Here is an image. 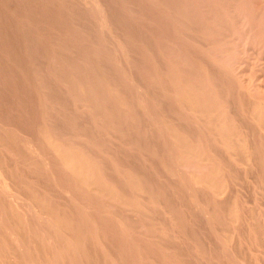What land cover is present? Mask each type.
I'll return each instance as SVG.
<instances>
[{"label":"rangeland","instance_id":"374dc122","mask_svg":"<svg viewBox=\"0 0 264 264\" xmlns=\"http://www.w3.org/2000/svg\"><path fill=\"white\" fill-rule=\"evenodd\" d=\"M18 1L19 0H0V13H1L0 40H4L3 42L2 41L0 42V48L3 47V49L2 48L0 49V60H1L0 62H2L0 63L2 64L0 65V140L2 139L3 142L4 141L6 142L3 143L2 141H0L1 143L0 162H2L0 163V168H1L0 172H2L0 173L1 174L0 175V180H1L0 181V189H1L0 190V195H1L0 196V248H1L0 264L13 263L11 261H14V264H34L35 261H37V263L35 264H38V260H40L39 263L47 262L48 264L49 262L54 264V260L49 252L50 250L49 245L51 244L49 243L50 242L49 240L52 237L50 234L52 233L53 235H55L52 231L49 230L51 226L48 228L49 225L48 224H47L48 226L46 225L48 229L45 230L46 231L45 233V231L43 230V228L45 227L41 228V226L43 225L39 222V220H38L39 225L40 224L41 225L38 226V222L36 221L37 227H33L36 226V224L33 223L35 220L34 218H32V216H31L32 220H29L31 219L29 218L30 215L33 214L30 213L32 211L30 208L29 209L31 211L27 209L29 210L28 212L24 208L26 213L23 210L18 211L21 209L19 206L18 207L20 209L18 208V210H14L15 208H17L18 203L16 202L17 199L14 196V192L12 190L13 188L16 191L18 190L20 193L21 190H23V193H21L22 197L24 196L23 194L25 193L26 196L27 195L29 196L30 199L25 198L26 201L28 202V207H30L31 204L33 205V203H31L32 202L31 200H33V202L37 204L40 202L41 204L39 203L38 205H40L39 207L43 208L44 211L48 212L47 216H45V214L44 216L49 217L50 222H55L53 221V219H51L53 215H55V218L57 217L58 221H60V218L58 216H61V222L64 226L63 229L64 230L67 229L66 230L67 233L72 232L76 237H78L77 240L79 241L80 246L82 247L81 254L84 252V254H82L83 257L80 258L81 254L79 256L81 262H84L82 261V259L85 257L87 259L86 261L90 262L91 264H97V263L98 264H110V263L112 264H120V263L121 264H143V263L144 264H264V19H263L264 0H245V1L244 0H198V1L178 0V2L177 0L176 1L154 0V2L150 0L151 3L149 2V0H147V2L146 0H134L136 3L138 1L139 3H141V4L137 3L138 6L135 2L134 3L132 2L133 0H128V1L113 0L114 2L116 1L117 4L119 3L118 5H121L122 7L116 5V2L113 3L112 0L109 1L101 0V2H99L100 0H81L82 2L80 0H23V1L20 0L19 2ZM120 1L121 3L122 2L123 3L121 4ZM109 3L112 4L110 5ZM166 3L168 4L167 6L168 8L172 7L169 8L170 10L167 7H163V5L166 6ZM123 4L125 5V7ZM169 4L172 5L170 6ZM81 5L83 6V8L81 7ZM104 5L106 6L105 7L106 9L103 10ZM12 7L13 9H11ZM126 7L128 10L126 9ZM8 8H10L11 10H9ZM70 8H72L73 11ZM110 9H112V11ZM122 10L125 11L123 12ZM146 11L147 14L145 13ZM77 13L81 15L83 14L84 16L82 15L79 18ZM150 17L153 18L151 19ZM119 19L120 20L123 19V21L122 20L119 21ZM16 20H18L20 23ZM143 24H145L146 26ZM25 26L26 28L27 27L29 28L26 29ZM117 26L121 29L119 30ZM85 27H87V29ZM140 27H142L141 30ZM147 27L148 28L153 27V28L148 29ZM18 29L20 30L18 31ZM91 30H94L95 32ZM104 30L107 33H105ZM93 35L95 36L96 39L94 38ZM104 35L106 36L109 35L108 36L109 38L103 37ZM122 35H124L125 37L127 35L129 36L134 35L136 37L137 47L135 46L136 51L133 50V54L132 52L128 53L126 51L125 46H127L128 43L124 39L121 40V38H123ZM152 35L154 37H152ZM120 36L121 38H119ZM16 37L18 39H15ZM8 38L11 39V41H8L9 40ZM56 38H58L57 39L58 41L56 40ZM52 39L53 41H51ZM54 40H56V42ZM15 41L17 44L15 43ZM22 41L24 42V44H22L23 43ZM65 43L66 44L68 43V45H66ZM105 45L107 46L105 47ZM182 45L183 46L185 45L184 46L185 48L182 47ZM70 47L74 48L75 50L72 48L70 49ZM63 48H65V50H63ZM46 49L47 51H45ZM19 50L21 52L20 54H19ZM45 53L47 54L46 57H45L46 55ZM137 53L139 56L137 55ZM22 54L26 56L24 57ZM65 54H69V55H65ZM77 54L78 56L81 55L83 57L80 56L79 57L80 59H78ZM94 54H96L97 56L99 54V56L97 57ZM92 55L94 56L93 58ZM142 56L144 59H142ZM47 57L48 60L45 59ZM133 57L134 59H136L135 61L137 62L134 61ZM13 59L15 60V62L13 61ZM84 59L85 60L88 59L89 63L91 64H92L91 61H93V64L95 63L96 64L87 65L88 61L84 62L85 61ZM65 60H68V62L71 61V63H68ZM96 60L101 62L102 66L100 63H97L98 61ZM7 62L8 64H6ZM43 62H47V63H43ZM106 62L107 65L105 64ZM123 64L126 65L129 64L130 66L133 67L132 68L133 70H136V67L138 69V66L140 68L145 67L146 73L141 74V76L137 75L142 79V81L140 80V82H137V79L134 76L133 78L136 81H133L134 79L132 80L128 79L126 76L128 77L131 76L132 78V73L131 71L125 68V65H124V73H123ZM19 66H21L22 68ZM149 66H152V68H150ZM148 67L151 69L150 72H148V70H150L148 69ZM173 70H174L173 73H175V75L178 76L186 75V77H188L189 79L188 81L191 85V88L190 89L188 88L187 91L190 94L189 99L190 100L193 99L192 103H194L191 104L192 109L189 112L185 110H183L184 112L182 110H179L180 108L176 103L167 102L169 101L168 99V97L170 96L169 93H171L169 87V81H170L169 77L172 74ZM114 71L116 75L113 74ZM100 72L103 73L100 74ZM141 73H144V71ZM179 73H181L182 75ZM51 76L53 79L51 78ZM149 77L151 78L154 77V78H152L153 79L152 80ZM86 81L89 82V85L88 83H86ZM117 81L119 82L117 83ZM26 83L28 86L25 85ZM108 83H110V85ZM145 84L154 85L157 88V89L154 88V90H158V88L160 90V91L158 90L157 93L156 91H154L155 97L153 98H151L152 96L150 97L152 102L155 103L156 114L152 112L153 116L155 117V121H157L158 123L160 122V124L162 125L164 124L167 125V123L168 124L172 123L173 125L172 124L171 125L173 127L170 128L171 125H169V128L171 130H173L174 128V133L176 134V136L178 134L183 136L186 135L188 145L191 146L192 149H194L195 156L187 157V155L183 154V150L176 148L175 145L171 144L170 142H169L170 144L165 143L163 138L159 136L160 134L158 132L157 134L155 130H153L152 126L154 125V123H151L150 119L148 118V115H146V113L143 112L144 111L143 107L147 108L145 104L146 92L142 88L140 89L141 91L138 90L141 87V85H145ZM97 85L99 87H97ZM124 85L125 88L126 87L128 88L126 91L125 88L123 87ZM131 85L133 86L135 85L136 90H135V86L133 89ZM88 86L91 89V91L88 88ZM120 86H122L123 88L122 87L120 88ZM100 87H102V89ZM112 87H114L115 90ZM85 89H87V91ZM120 89L122 91H120ZM163 89H165L166 91ZM131 90L135 92L133 91L131 92ZM36 91H38L39 96H37ZM195 91L198 92L196 93ZM100 92L101 93L104 92L105 94L106 93L107 94L106 95L104 93L101 94ZM123 92L125 93L127 92V93L126 94L124 93L125 94L124 95ZM128 92L132 95L131 97L132 99L130 97L128 98L129 96ZM74 93L78 96H76ZM135 93L137 95H135ZM162 93L164 96L162 95ZM93 94L95 95V97ZM134 95L135 98H133ZM24 99L25 101H23ZM91 100L92 101L96 100V103L95 101L92 102ZM158 100L160 101V103L158 102ZM88 101L90 102L88 103ZM91 103L94 105H92ZM133 103L135 104L133 105ZM139 103L141 107L139 106ZM169 104H171L170 107ZM24 106L26 109L23 108ZM37 106L40 107L41 110H39ZM13 107H15V109ZM87 107L89 108L86 109ZM46 108L47 111L44 112V109L46 110ZM94 108H96V110ZM199 108L202 109L200 110ZM89 110L91 111L89 112ZM202 110L203 113L205 112L207 114L201 113ZM100 111L103 113H101ZM137 111H139L138 112L139 114L137 113ZM199 113L203 115L199 117L200 115ZM161 115L164 117L163 118L164 120L161 118L162 117ZM40 116L43 117L41 118ZM92 116L94 118H92ZM140 116L144 118L142 119L140 118ZM66 118L69 119L67 120ZM103 118L106 119L103 120ZM193 119L195 122L193 121ZM42 120L43 122H41ZM190 120L192 121L190 122ZM57 121L60 122L61 124L57 123ZM91 121L95 125L92 124ZM89 123L92 125H90ZM27 124L30 125L31 127L30 126L28 127ZM31 124H34L33 126L34 131L32 130ZM160 124L159 125L157 124V126L159 127ZM259 125L261 126L259 127ZM23 126L26 127L23 128ZM38 126H40L41 128L39 127L38 129ZM223 130L224 131L226 130L225 131L226 133ZM189 131H191V133ZM65 132L68 135L67 134L63 135L65 134ZM97 132L100 134H98ZM154 132L156 134L153 135L152 133ZM28 133L31 136L28 135ZM80 133H82L83 135H81ZM6 134L8 135L6 136ZM217 134H219V136H217ZM59 135L62 138H60ZM104 135L107 139H105V137L102 138V136ZM7 137L9 142L7 140ZM9 138L10 139L12 138L13 140L12 139L10 140ZM234 138H236L237 140ZM193 139L195 142L192 141ZM85 141L86 143L84 144ZM136 141L137 143H135ZM148 142L150 143L152 142L151 144H153V146L150 145V143ZM190 142L192 143L191 145ZM80 143L85 146L89 145V147L87 148L90 149L87 150L86 148L84 149L79 147L81 145ZM194 143L198 145V147ZM46 144L47 146H45ZM61 144L64 146L66 145L65 149L64 146H62ZM7 145L12 147L8 148ZM13 148L16 149L14 150ZM62 149L63 151H67L65 153H67L66 157H70L69 160L75 162L80 160L79 163H82L83 161V163H85L86 165L89 164L88 165L89 169H87L88 167L86 168L85 167L86 165H84L83 172H87V171L88 172L82 176L89 175L90 173H92L94 180H96V182L99 183L98 185L101 189L100 191L94 190L95 187L89 185L85 187L86 184H84L83 186L85 187V189L83 188L84 191L81 189L83 183L81 179H79V177L82 176H76L72 172L70 173L71 170L68 169V167L64 164V159L66 157L64 152L61 151ZM120 149L121 152H119ZM116 150L117 152H115ZM58 151L60 155L62 154L61 157L64 155L65 158L59 157ZM18 152L19 154L17 155ZM28 152L30 153L28 154ZM76 152H78V154ZM177 152L181 153V160L182 163L185 165H183L181 162L178 163L173 159V156H175ZM122 153L125 155H123ZM24 154L27 155L25 156ZM82 154H84L85 156L84 160L81 156ZM7 155L10 157H8ZM134 155L137 157H135ZM104 158L106 159V161H104L105 160ZM107 159H109V161ZM170 160L174 161L175 163L171 162ZM51 161L53 165L51 164ZM84 161H86L88 164ZM49 164L51 165V167ZM168 164L170 165L172 164V165L169 167ZM167 166L169 167L170 171L167 168ZM35 167L36 169H34ZM55 167L57 168L55 169ZM108 167L110 169L112 168L111 171L110 169H108ZM29 168L31 170H28ZM58 168L60 169L58 170ZM162 168H164L165 170ZM37 169L38 171H36ZM167 170L170 172V174ZM5 173L7 174V176L5 175ZM93 173L95 174L97 173L96 176ZM134 173L137 174L139 177L137 178V175H135ZM172 173L173 175L176 174L174 177L175 180L172 177L168 178V176H173ZM3 174L5 175V177ZM55 174H57V176ZM128 174L131 175V179H129L130 177H128L129 176ZM132 174L134 177L132 176ZM13 175L15 177H13ZM71 175L73 178L71 177ZM201 175L202 176L204 175V177L206 176L208 180L209 178H211L210 180L211 183L209 182V184H206V186L204 185L202 186L201 184L196 183L195 179L197 177L198 178L202 177ZM136 179H138L139 182ZM13 180L14 183L12 182ZM56 180L57 182H55ZM78 180L80 181L78 182ZM194 180L195 183L193 182ZM212 180H214V182ZM118 181L120 182V184ZM216 181L217 183H215ZM80 182L82 184H80ZM145 182L147 183V186ZM18 183H20L21 186ZM24 184H26V186ZM75 185H76L75 188L78 190L76 194L80 193L82 196H86V195H88L89 197L91 196V198H86V199L83 197L78 198L77 199L78 201L79 199L80 201L93 199L98 205H100L99 208H101L104 211V213H100V212L98 213V210L95 211L94 209L96 214L95 215L94 212L92 214L91 211L87 212L88 210L86 212L80 211V209H77L76 207H75L76 211H74L75 205L70 204L68 199L69 193L67 191L74 190ZM102 185H105V188L110 190L109 191L106 190ZM131 185L132 187H130ZM22 186L25 189L22 188ZM61 186H64L65 188ZM134 186L137 187L135 188ZM2 188L4 191L2 190ZM196 188L199 193L197 192ZM79 189L81 190L79 191ZM64 190L67 191L64 192ZM111 190H114V192ZM115 190L117 191L115 192ZM107 192L109 195L107 194ZM143 193L145 194V196ZM186 193L188 194L190 193L189 194L190 196L186 195ZM112 196H116V197H112ZM77 197L79 196L77 195ZM144 197L147 198L145 199ZM205 197L207 198L205 199ZM3 198H5L7 201ZM160 199H161L160 202L163 201L162 202L163 204L157 202ZM22 201H20V204L21 203L24 204L25 200ZM120 201L122 202V204ZM133 201L135 204L133 203ZM27 202L26 204H24L25 206L22 205V207L24 206L27 208ZM123 202H126L125 205L128 204L129 207L123 205L124 204ZM9 203H11L10 206ZM133 204L138 208L134 207ZM77 205L78 202L76 201V206ZM121 206L123 209H121ZM6 208L8 209L7 212L11 211L9 212V215L10 213L11 215L13 212L15 213V214L13 213L14 215H12L13 218L12 216L7 215L9 216L11 221L6 220V218H8L5 216L6 215L5 210H7ZM125 209L126 211H124ZM27 213L29 214V216L27 215ZM50 214H52L51 217L49 216ZM88 214H90V216ZM19 215H21L20 218ZM84 216L85 217L88 216V217L85 218ZM82 219L85 221H82ZM20 220L23 221L21 222ZM30 221H32V223H30ZM92 223L95 225L96 223H102L105 226L106 239L108 243H110L113 249L111 250V252L116 251L115 253L114 252L109 253L107 249H104L102 247V243H101L103 242L102 238L98 234L99 231H96V228L94 230V228L90 226L92 225ZM73 227H75L76 229ZM52 229L54 228L52 227ZM41 230H43L44 232ZM48 230L49 233L51 232L50 234L47 233ZM1 232L4 233V235H2ZM17 232L19 233V235L17 234ZM67 233L63 235L68 236ZM36 234H38V236H36ZM40 234L42 236H40ZM108 234H111L109 235V238H107ZM28 236H31L33 238L29 237L30 238L29 239ZM47 236L49 237L51 236L50 239L49 237L47 239ZM53 237L56 238V236ZM163 238H166L165 239L166 241ZM17 239L21 241L23 240L22 243L25 242L23 243V248L26 247L25 248L26 250L23 248H22L23 250L22 249L17 250V247L20 246L19 240ZM66 240L67 239L64 236H61V241H60L62 242L61 247L62 246L67 247V244L71 242V240L70 242ZM113 240H115V242ZM39 241L43 244L40 243L41 244L40 245ZM36 243H38L37 244L38 246L36 245ZM169 244L172 246L170 247ZM27 245L30 246L31 248H29ZM37 247H39L40 249ZM142 248L143 250L145 249L144 250L145 252L142 250ZM97 250H99L100 252ZM121 257L124 258L122 259ZM69 259H68L69 263L74 264L73 260L71 259L69 260ZM80 260L76 259L77 261L76 264H80L81 263ZM64 262L65 264H67V260ZM85 262L83 264H89Z\"/></svg>","mask_w":264,"mask_h":264},{"label":"bare ground","instance_id":"6f19581e","mask_svg":"<svg viewBox=\"0 0 264 264\" xmlns=\"http://www.w3.org/2000/svg\"><path fill=\"white\" fill-rule=\"evenodd\" d=\"M20 1V0H19ZM18 1V2H19ZM23 1V0H22ZM81 1V0H80ZM102 1H104V0H102ZM107 1H109V0H107ZM113 1V0H112ZM128 1V0H127ZM151 1H153L154 2V0H151ZM160 1V0H159ZM158 1V2H159ZM176 1V0H175ZM182 1V0H181ZM185 1V0H184ZM198 1V0H197ZM245 1V0H244ZM42 2V1H41ZM82 2V1H81ZM95 2V1H94ZM99 2H101V0L99 1ZM116 2V1H115ZM114 1H113V3H115ZM133 3L135 2L134 0L132 1ZM146 2H147V0H146ZM149 2H150V0H149ZM152 2V3H153ZM157 2V1H156ZM155 2V3H156ZM163 2H165V1H163ZM171 2V1H170ZM177 2H178V0H177ZM37 3V2H36ZM103 3H105V2H103ZM102 3V4H103ZM120 3H121V1H120ZM123 3V2H122ZM121 3V4H122ZM136 3V2H135ZM137 3H139V1L137 2ZM136 3V4H137ZM143 3V2H142ZM151 3V2H150ZM186 3V2H185ZM194 3V2H193ZM7 4V3H6ZM108 4V3H107ZM110 5L112 4V3H109ZM119 4V3H118ZM117 4V2H116V5H118ZM136 4H134V5H136ZM139 4H141V3H139ZM178 4V3H177ZM182 4V3H181ZM184 4V3H183ZM4 5V4H3ZM8 5V4H7ZM23 5V4H22ZM88 5V4H87ZM114 5V4H113ZM124 5V4H123ZM129 5V4H128ZM159 5V4H158ZM170 5V4H169ZM172 5V4H171ZM170 5V6H171ZM190 5V4H189ZM6 6V5H5ZM4 6V7H5ZM12 6V5H11ZM14 6V5H13ZM16 6V5H15ZM93 6V5H92ZM101 6V5H100ZM99 6V7H100ZM119 7L121 6V5H118ZM137 6H138V4H137ZM168 6V4L166 3V6H164L163 5V7H167ZM184 6H186V5H184ZM227 6V5H226ZM253 6V5H252ZM7 7V6H6ZM22 7V6H21ZM81 7L83 8V6L81 5ZM106 6L104 5V8H103V10L104 9H106L105 8ZM108 7V6H107ZM122 7V6H121ZM124 7H125V5H124ZM256 7V6H255ZM3 8V7H2ZM80 8V7H79ZM89 8V7H88ZM115 8V7H114ZM133 8V7H132ZM139 8V7H138ZM168 8V7H167ZM169 8H172V7H169ZM168 8V9H169ZM175 8V7H174ZM9 10H11V9H13V7L10 9V8H8ZM71 10H72V8H70ZM75 9V8H74ZM108 9V8H107ZM117 9H118V7H117ZM121 9V8H120ZM125 9V8H124ZM126 9H127V7H126ZM125 9V10H126ZM27 10V9H26ZM33 10V9H32ZM57 10H59V9H57ZM77 10V9H76ZM76 10H75V12H76ZM111 11H112V9H110ZM114 10V9H113ZM124 10V11H125ZM128 10V9H127ZM126 10V11H127ZM130 10V9H129ZM147 10V9H146ZM170 10V9H169ZM172 10V9H171ZM6 11V10H5ZM25 11V10H24ZM73 11V10H72ZM118 11H120V10H118ZM118 11H116V12H118ZM123 11V10H122ZM123 11V12H124ZM133 11H135V10H133ZM142 11H144V10H142ZM142 11H140V12H142ZM7 12V11H6ZM55 12V11H54ZM98 12V11H97ZM173 12V11H172ZM201 12V11H200ZM25 13V12H24ZM66 13H67V11H66ZM104 13V12H103ZM106 13H108V12H106ZM146 14H147V11L145 12ZM1 14V13H0ZM78 14V13H77ZM76 14V15H77ZM140 14V13H139ZM154 14V13H153ZM239 14V13H238ZM15 15H16V13H15ZM23 15V14H22ZM59 15V14H58ZM80 15V16H79ZM83 15V14H82ZM81 14H78V17L80 18L81 16H82ZM104 15V14H103ZM231 15V14H230ZM24 16V15H23ZM84 16V15H83ZM91 16H93V15H91ZM150 16H152V15H150ZM233 16V15H232ZM11 17V16H10ZM22 17V16H21ZM63 17V16H62ZM65 17V16H64ZM88 17V16H87ZM156 17V16H155ZM165 17V16H164ZM184 17V16H183ZM190 17V16H189ZM15 18V17H14ZM23 18V17H22ZM66 18V17H65ZM89 18V17H88ZM92 18V17H91ZM149 18V17H148ZM151 18V17H150ZM153 18V17H152ZM151 18V19H152ZM232 18V17H231ZM2 19V18H1ZM16 19V18H15ZM47 19V18H46ZM77 19V18H76ZM85 19V18H84ZM109 19V18H108ZM129 19V18H128ZM166 19V18H165ZM189 19V18H188ZM264 19V18H263ZM65 20V19H64ZM68 20H69V18H68ZM83 20V19H82ZM93 20V19H92ZM101 20V19H100ZM117 20V19H116ZM122 21H123V19H121ZM120 19H119V21H121ZM131 20V19H130ZM148 20V19H147ZM163 20H164V18H163ZM1 21V20H0ZM8 21V20H7ZM9 21H10V18H9ZM14 21V20H13ZM16 21H18V20H16ZM48 21V20H47ZM79 21H81V20H79ZM89 21H90V19H89ZM97 21V20H96ZM106 21V20H105ZM115 21V20H114ZM153 21V20H152ZM158 21V20H157ZM168 21V20H167ZM15 22V21H14ZM19 22V21H18ZM27 22V21H26ZM29 22V21H28ZM102 22V21H101ZM130 22V21H129ZM138 22V21H137ZM146 22V21H145ZM154 22V21H153ZM159 22V21H158ZM170 22V21H169ZM174 22V21H173ZM256 22V21H255ZM12 23V22H11ZM20 23V22H19ZM18 23V24H19ZM24 23H25V21H24ZM40 23V22H39ZM67 23V22H66ZM69 23V22H68ZM80 23V22H79ZM84 23V22H83ZM94 23V22H93ZM106 23V22H105ZM111 23V22H110ZM120 23V22H119ZM123 23V22H122ZM142 23V22H141ZM148 23H150V22H148ZM152 23V22H151ZM155 23V22H154ZM153 23V24H154ZM17 24V23H16ZM28 24V23H27ZM43 24V23H42ZM59 24V23H58ZM65 24V23H64ZM82 24V23H81ZM92 24V23H91ZM95 24V23H94ZM99 24V23H98ZM102 24V23H101ZM104 24V23H103ZM112 24V23H111ZM118 24V23H117ZM124 24V23H123ZM145 24H147V23H145ZM145 24H143V25H145ZM200 24V23H199ZM44 25V24H43ZM72 25V24H71ZM88 25V24H87ZM96 25V24H95ZM94 25V26H95ZM107 25V24H106ZM110 25V24H109ZM113 25V24H112ZM115 25V24H114ZM122 25V24H121ZM125 25H127V24H125ZM132 25V24H131ZM130 25V26H131ZM141 25V24H140ZM142 25V26H143ZM158 25V24H157ZM161 25H163V24H161ZM242 25V24H241ZM263 25V24H262ZM13 26V25H12ZM28 26V25H27ZM31 26V25H30ZM42 26V25H41ZM45 26V25H44ZM51 26V25H50ZM76 26H78V25H76ZM85 26V25H84ZM92 26V25H91ZM119 26V25H118ZM117 26V27H118ZM146 26V25H145ZM151 26H153V25H151ZM177 26V25H176ZM255 26V25H254ZM71 27V26H70ZM182 27V26H181ZM209 27V26H208ZM208 27H207V29H208ZM17 28V27H16ZM25 28H26V26H25ZM27 28H29V27H27ZM26 28V29H27ZM43 28V27H42ZM86 29H87V27H85ZM84 28V29H85ZM95 28V27H94ZM119 28V27H118ZM127 28V27H126ZM141 28L142 27H140V30H141ZM148 28V27H147ZM150 28H153V27H150ZM150 28H148V29H150ZM161 28V27H160ZM166 28V27H165ZM177 28V27H176ZM13 29V28H12ZM34 29V28H33ZM59 29V28H58ZM65 29V28H64ZM90 29V28H89ZM121 28H119V30H120ZM135 29V28H134ZM137 29V28H136ZM139 29V28H138ZM159 29V28H158ZM168 29V28H167ZM17 30V29H16ZM15 30V31H16ZM20 29H18V31H19ZM35 30V29H34ZM57 30V29H56ZM61 30V29H60ZM74 30V29H73ZM122 30H123V28H122ZM140 30H139V32H140ZM145 30V29H144ZM147 30V29H146ZM163 30V29H162ZM10 31V30H9ZM46 31H49V30H46ZM87 31V30H86ZM91 31H94V30H91ZM90 31V32H91ZM98 31V30H97ZM136 31V30H135ZM143 31V30H142ZM141 31V32H142ZM148 31V30H147ZM152 31V30H151ZM150 31V32H151ZM160 31V30H159ZM38 32V31H37ZM41 32V31H40ZM53 32V31H52ZM60 32V31H59ZM75 32V31H74ZM88 32H89V30H88ZM95 32V31H94ZM94 32H93V34H94ZM104 32L105 33H107L105 30H104ZM122 32V31H121ZM164 32V31H163ZM187 32V31H186ZM248 32H250V31H248ZM29 33V32H28ZM43 33V32H42ZM49 33V32H48ZM61 33H63V32H61ZM60 33V34H61ZM153 33V32H152ZM14 34V33H13ZM75 34V33H74ZM112 34V33H111ZM117 34V33H116ZM144 34H145V32H144ZM180 34V33H179ZM6 35V34H5ZM24 35H26V34H24ZM29 35V34H28ZM38 35V34H37ZM107 35V34H106ZM106 35H104L103 37H108V36H106ZM115 35V34H114ZM137 35H138V33H137ZM10 36V35H9ZM17 36V35H16ZM45 36V35H44ZM51 36V35H50ZM94 36V35H93ZM144 36V35H143ZM149 36V35H148ZM5 37V36H4ZM27 37V36H26ZM39 37V36H38ZM58 37V36H57ZM92 37V36H91ZM97 37V36H96ZM99 37V36H98ZM122 37L123 38H121V36L119 37V38H121V40H126L127 41V46H125V49H126V51L129 53V52H132V54H133V50H135V46L137 47V39H136V37L134 36V35H131V36H129V35H127L126 37L124 36V35H122ZM152 37H154L153 35H152ZM165 37V36H164ZM177 37V36H176ZM246 37V36H245ZM11 38V37H10ZM30 38V37H29ZM44 38V37H43ZM47 38V37H46ZM59 38V37H58ZM58 38H56V40L58 39ZM94 38H95V36H94ZM109 38V37H108ZM112 38V37H111ZM110 38V39H111ZM159 38V37H158ZM181 38V37H180ZM249 38V37H248ZM1 39H2V37H1ZM5 39V38H4ZM9 39V38H8ZM7 39V40H8ZM15 39H18L17 37L15 38ZM41 39V38H40ZM55 39V38H54ZM62 39V38H61ZM81 39V38H80ZM96 39V38H95ZM144 39H146V38H144ZM247 39V38H246ZM257 39V38H256ZM13 40V39H12ZM56 40H54L55 42H56ZM113 40V39H112ZM151 40V39H150ZM164 40V39H163ZM166 40V39H165ZM218 40V39H217ZM3 42L4 40H0V42ZM8 41H11V39H9ZM43 41H45V40H43ZM51 41H53V39L51 40ZM58 41V40H57ZM65 41V40H64ZM101 41V40H100ZM102 41H105V40H102ZM148 41V40H147ZM153 41V40H152ZM202 41V40H201ZM19 42H20V40H19ZM23 42V41H22ZM41 42V41H40ZM50 42V41H49ZM84 42H86V41H84ZM110 42V41H109ZM150 42V41H149ZM8 43H10V42H8ZM7 43V44H8ZM15 43H16V41H15ZM57 43H59V42H57ZM63 43V42H62ZM121 43V42H120ZM142 43H144V42H142ZM151 43V42H150ZM182 43V42H181ZM2 44V43H1ZM17 44V43H16ZM22 44H24V42L22 43ZM26 44V43H25ZM64 44V43H63ZM66 44V43H65ZM96 44V43H95ZM111 44V43H110ZM109 44V45H110ZM11 45V44H10ZM15 45V44H14ZM13 45V46H14ZM27 45V44H26ZM61 45V44H60ZM66 45H68V43L66 44ZM73 45V44H72ZM75 45V44H74ZM116 45V44H115ZM114 45V46H115ZM138 45H140V44H138ZM153 45V44H152ZM21 46V45H20ZM70 46V45H69ZM78 46V45H77ZM87 46V45H86ZM107 45H105V47H106ZM114 46H113V48H114ZM146 46V45H145ZM148 46V45H147ZM185 46V45H184ZM183 45H182V47H184ZM12 47V46H11ZM73 47V46H72ZM72 47H70V49L72 48ZM81 47V46H80ZM94 47V46H93ZM112 47V46H111ZM121 47V46H120ZM149 47V46H148ZM153 47V46H152ZM2 49H3V47H1ZM0 48V49H1ZM21 48V47H20ZM56 48V47H55ZM77 48V47H76ZM82 48V47H81ZM185 48V47H184ZM15 49V48H14ZM44 49V48H43ZM68 49H69V47H68ZM72 49H74V48H72ZM87 49V48H86ZM154 49V48H153ZM189 49V48H188ZM208 49V48H207ZM29 50V49H28ZM41 50V49H40ZM49 50V49H48ZM54 50V49H53ZM63 50H65V48H63ZM75 50V49H74ZM77 50V49H76ZM92 50V49H91ZM95 50V49H94ZM260 50V49H259ZM24 51V50H23ZM42 51V50H41ZM45 51H47V49L45 50ZM50 51V50H49ZM70 51V50H69ZM73 51V50H72ZM97 51V50H96ZM110 51H111V49H110ZM114 51V50H113ZM136 51V50H135ZM139 51V50H138ZM153 51V50H152ZM185 51V50H184ZM8 52V51H7ZM40 52V51H39ZM43 52V51H42ZM77 52H79V51H77ZM108 52V51H107ZM178 52V51H177ZM9 53V52H8ZM21 52H20V50H19V54H20ZM47 53V52H46ZM45 53V54H46ZM65 53H66V51H65ZM67 53H68V51H67ZM74 53V52H73ZM113 53V52H112ZM144 53V52H143ZM180 53V52H179ZM235 53V52H234ZM11 54V53H10ZM24 54H26V53H24ZM29 54V53H28ZM36 54V53H35ZM48 54V53H47ZM47 54L45 55V57L47 56ZM51 54V53H50ZM49 54V55H50ZM53 54V53H52ZM80 54V53H79ZM93 54V53H92ZM121 54V53H120ZM145 54V53H144ZM147 54V53H146ZM213 54V53H212ZM14 55V54H13ZM23 55V54H22ZM54 55V54H53ZM52 55V56H53ZM65 55H69V54H65ZM73 55V54H72ZM94 55H96V54H94ZM104 55V54H103ZM107 55V54H106ZM123 55V54H122ZM137 55H138V53H137ZM141 55V54H140ZM170 55V54H169ZM173 55H175V54H173ZM4 56V55H3ZM2 56V57H3ZM24 56V55H23ZM26 56V55H25ZM24 56V57H25ZM52 56H51V58H52ZM77 56H78V54H77ZM81 56V55H80ZM80 56H78L77 58L78 59H80L79 57ZM97 56V55H96ZM98 56H99V54H98ZM97 56V57H98ZM130 56H131V54H130ZM139 56V55H138ZM137 56V57H138ZM23 57V58H24ZM57 57V56H56ZM81 57H83V56H81ZM86 57V56H85ZM90 57H91V55H90ZM94 56L92 55V58H93ZM89 58V57H88ZM102 58V57H101ZM110 58V57H109ZM131 58V57H130ZM208 58V57H207ZM21 59H22V57H21ZM35 59V58H34ZM45 59H47L48 60V57L47 58H45ZM61 59H63V58H61ZM73 59V58H72ZM94 59H96V58H94ZM98 59V58H97ZM132 59V58H131ZM133 59H134V57H133ZM142 59H144L143 58V56H142ZM220 59V58H219ZM2 60H3V58H2ZM12 60V59H11ZM25 60V59H24ZM59 60V59H58ZM68 60H69V58H68ZM68 60H65V61H67L68 62ZM85 60V59H84ZM93 60V59H92ZM99 60V59H98ZM98 60H96V61H98ZM120 60V59H119ZM136 59H134V61H135ZM140 60V59H139ZM1 61V60H0ZM13 61L15 62V60L13 59ZM18 61V60H17ZM43 61V60H42ZM86 61H88L87 62V65L89 64V65H95V64H93V61H91L92 62V64L91 63H89V60L88 59H86L84 62H86ZM102 61V60H101ZM130 61V60H129ZM145 61V60H144ZM158 61V60H157ZM263 61V60H262ZM50 62V61H49ZM48 62V63H49ZM59 62V61H58ZM61 62V61H60ZM80 62V61H79ZM125 62V61H124ZM124 62H122V63H124ZM133 62V61H132ZM135 62H137V61H135ZM139 62V61H138ZM141 62H143V61H141ZM159 62V61H158ZM207 62V61H206ZM0 63H2V62H0ZM43 63H47V62H43ZM68 63H71V61L70 62H68ZM97 63H100L101 64V62H97ZM122 63H121V65H122ZM126 63V62H125ZM6 64H8V62L6 63ZM13 64V63H12ZM17 64V63H16ZM50 64V63H49ZM52 64V63H51ZM60 64V63H59ZM74 64V63H73ZM76 64V63H75ZM82 64V63H81ZM85 64V63H84ZM99 64V65H100ZM106 65H107V62L105 63ZM163 64V63H162ZM242 64V63H241ZM0 65H2V64H0ZM14 65V64H13ZM18 65H20V64H18ZM22 65V64H21ZM41 65H42V63H41ZM40 65V66H41ZM62 65V64H61ZM70 65V64H69ZM104 65V64H103ZM108 65H109V63H108ZM120 65V66H121ZM124 65H125V68L126 69H128L129 71H131V73H132V78H131V76H126L128 79H134L133 78V76L137 79V82H140V80L142 81V79L140 78V77H138L137 75H140L141 76V74H145L146 72H145V67H143V68H140L139 66H138V69H137V67H136V70H133L132 68V66H130L129 64V66L128 65H126V64H123V73H124ZM137 65V64H136ZM139 65V64H138ZM142 65V64H141ZM144 65V64H143ZM148 65V64H147ZM158 65H159V63H158ZM200 65V64H199ZM5 66V65H4ZM64 66V65H63ZM101 66H102V64H101ZM100 66V67H101ZM105 66V65H104ZM145 66V65H144ZM15 67V66H14ZM19 67H21V66H19ZM27 67V66H26ZM96 67H99V66H96ZM150 68H152V66H149ZM148 67V69H150ZM166 67V66H165ZM22 68V67H21ZM20 68V69H21ZM55 68H57V67H55ZM60 68V67H59ZM94 68H95V66H94ZM109 68V67H108ZM111 68V67H110ZM159 68V67H158ZM167 68V67H166ZM17 69H19V68H17ZM25 69V68H24ZM54 69V68H53ZM89 69V68H88ZM100 69V68H99ZM112 69V68H111ZM29 70V69H28ZM52 70V69H51ZM56 70V69H55ZM79 70V69H78ZM97 70V69H96ZM141 70V71H140ZM27 71V70H26ZM39 71V70H38ZM57 71H58V69H57ZM144 71V73H141V72H143ZM151 71V69L150 70H148V72H150ZM17 72V71H16ZM30 72V71H29ZM82 72H83V70H82ZM97 72V71H96ZM95 72V73H96ZM112 72H113V70H112ZM157 72V71H156ZM171 72V71H170ZM174 72V70L172 71V74L170 75V77H169V79H170V81H169V87H170V92L171 93H169L170 94V96L168 97V99H169V101H167L168 103H176V104H178V106H179V110H185V111H190L192 108V106H191V104H194V103H192L193 101V99L192 100H190L189 99V92L187 91V89L189 88H191V85H190V83H189V79H188V77H186V75H183V76H178V75H175V73H173ZM52 73V72H51ZM50 73V74H51ZM103 73V72H102ZM101 72H100V74H102ZM107 73V72H106ZM153 73H155V72H153ZM39 74V73H38ZM80 74V73H79ZM91 74V73H90ZM99 74V73H98ZM99 74V75H100ZM113 74H115V71H114V73ZM151 74H152V72H151ZM179 74H181V73H179ZM15 75V74H14ZM56 75V74H55ZM59 75V74H58ZM66 75H68V74H66ZM73 75V74H72ZM96 75V74H95ZM116 75V74H115ZM147 75V74H146ZM182 75V74H181ZM11 76V75H10ZM62 76V75H61ZM152 76H153V74H152ZM165 76V75H164ZM58 77V76H57ZM79 77V76H78ZM81 77V76H80ZM100 77V76H99ZM104 77V76H103ZM121 77V76H120ZM155 77V76H154ZM154 77H152V78H154ZM18 78V77H17ZM51 78H52V76H51ZM67 78V77H66ZM83 78H85V77H83ZM106 78V77H105ZM150 79H152L151 77H149ZM196 78V77H195ZM53 79V78H52ZM108 79V78H107ZM119 79V78H118ZM148 79V78H147ZM157 79V78H156ZM43 80V79H42ZM80 80V79H79ZM105 80V79H104ZM109 80V79H108ZM153 80V79H152ZM8 81V80H7ZM16 81V80H15ZM21 81V80H20ZM22 81H24V80H22ZM107 81V80H106ZM106 81H105V83H106ZM122 81V80H121ZM130 81V80H129ZM133 81H136L135 79L133 80ZM200 81V80H199ZM11 82V81H10ZM10 82H9V84H10ZM14 82V81H13ZM18 82V81H17ZM16 82V83H17ZM53 82V81H52ZM76 82V81H75ZM119 81H117V83H118ZM124 82V81H123ZM25 83V82H24ZM34 83H35V81H34ZM86 83H88V85H89V82H87L86 81ZM116 83V84H117ZM121 83V82H120ZM119 83V84H120ZM126 83V82H125ZM127 83H128V81H127ZM126 83V84H127ZM157 83V82H156ZM53 84V83H52ZM60 84V83H59ZM77 84V83H76ZM98 84V83H97ZM109 85H110V83H108ZM131 84V83H130ZM21 85V84H20ZM25 85H27V83L25 84ZM70 85V84H69ZM99 85V84H98ZM97 85V87H99ZM101 85V84H100ZM121 85V84H120ZM28 86V85H27ZM33 86V85H32ZM36 86V85H35ZM35 86H34V88H35ZM56 86V85H55ZM54 86V87H55ZM79 86V85H78ZM106 86V85H105ZM113 86V85H112ZM132 87H133V89H134V86L133 85H131ZM138 86V85H137ZM20 87V86H19ZM31 87V86H30ZM57 87V86H56ZM102 87H103V84H102ZM102 87H100L101 89H102ZM122 86H120V88H121ZM124 88H125V85L123 86ZM122 87V88H123ZM165 87V86H164ZM168 87V88H169ZM10 88V87H9ZM17 88V87H16ZM39 88H40V86H39ZM61 88V87H60ZM84 88V87H83ZM87 88V87H86ZM88 88H89V86H88ZM87 88V89H88ZM105 88V87H104ZM113 89H114V87H112ZM117 88V87H116ZM139 88V87H138ZM143 89L145 92H146V106H147V108H144L143 107V112L144 113H146V115H148V118L150 119V122L151 123H154V125L152 126L153 127V130H155V132L157 133H159L160 135V137L161 138H163V140L165 141V143H171V144H173V145H175V147L176 148H178V149H181V150H183V154H185V155H187V157H190V156H195L194 155V149H192V147L191 146H189L188 145V141H187V138H186V135L185 136H183V135H180V134H178L177 136H176V134L174 133V128H173V130H171L170 128H172L173 126V124L172 123H167L166 121V123H167V125H162V124H160V122L158 123L157 121H155V117L153 116V114H152V112L154 113V114H156L155 113V103L154 102H152V100H151V98H153V97H155V92L154 91H156V93H157V91L159 90V88H158V90H154V88L155 89H157L154 85H149V84H145V85H141V87L138 89L139 91H141L140 89ZM21 89H22V87H21ZM20 89V90H21ZM32 89H33V87H32ZM81 89V88H80ZM87 89H85L86 91H87ZM90 89V88H89ZM94 89V88H93ZM106 89H108V88H106ZM128 88L126 87L125 88V91L127 90ZM16 90V89H15ZM38 90V89H37ZM115 90V89H114ZM118 90V89H117ZM135 90H136V86H135ZM162 90V89H161ZM163 90H165V89H163ZM4 91V90H3ZM14 91V90H13ZM29 91V90H28ZM31 91V90H30ZM80 91V90H79ZM89 91V90H88ZM90 91H91V89H90ZM100 91V90H99ZM120 91H122L121 89H120ZM130 91V90H129ZM133 90H131V92H132ZM160 91V90H159ZM166 91V90H165ZM226 91V90H225ZM34 92V91H33ZM37 92V96H39L38 95V91H36ZM42 92V91H41ZM85 92V91H84ZM93 92V91H92ZM112 92V91H111ZM118 92V91H117ZM133 92H135V91H133ZM138 92V91H137ZM169 92V91H168ZM196 93L198 92V91H195ZM35 93V92H34ZM40 93V92H39ZM66 93V92H65ZM101 93V92H100ZM104 93V92H103ZM103 93H101V94H103ZM121 93V92H120ZM125 92H123V94H124ZM127 93V92H126ZM125 93V94H126ZM201 93V92H200ZM11 94V93H10ZM70 94V93H69ZM75 94V93H74ZM80 94H82V93H80ZM85 94V93H84ZM91 94V93H90ZM105 94V93H104ZM107 94V93H106ZM105 94V95H106ZM110 94V93H109ZM124 94V95H125ZM128 94H129V96H128V98L130 97H132V95L128 92ZM134 94V93H133ZM142 94H145V93H142ZM168 94V95H169ZM18 95V94H17ZM35 95V94H34ZM46 95V94H45ZM76 95V94H75ZM94 95V94H93ZM131 95V96H130ZM135 95H137L136 93H135ZM135 95H134V97L133 98H135ZM140 95V94H139ZM148 95V96H147ZM160 95V94H159ZM162 95H163V93H162ZM161 95V96H162ZM203 95V94H202ZM41 96V95H40ZM63 96V95H62ZM67 96V95H66ZM69 96H71V95H69ZM76 96H78V95H76ZM90 96V95H89ZM102 96V95H101ZM152 96V97H151ZM164 96V95H163ZM14 97V96H13ZM19 97H20V95H19ZM18 97V98H19ZM64 97V96H63ZM68 97V96H67ZM82 97V96H81ZM80 97V98H81ZM92 97V96H91ZM94 97H95V95H94ZM139 97V96H138ZM137 97V98H138ZM151 97V98H150ZM192 97V96H191ZM15 98V97H14ZM72 98V97H71ZM79 98V97H78ZM105 98V97H104ZM140 98V97H139ZM55 99V98H54ZM82 99V98H81ZM85 99V98H84ZM89 99H90V97H89ZM132 99V98H131ZM34 100V99H33ZM43 100V99H42ZM42 100H41V102H42ZM51 100V99H50ZM57 100V99H56ZM83 100V99H82ZM81 100V101H82ZM88 100V99H87ZM134 100V99H133ZM154 100H155V98H154ZM209 100V99H208ZM212 100V99H211ZM23 101H25V99L23 100ZM36 101V100H35ZM40 101V100H39ZM79 101H80V99H79ZM85 101V100H84ZM92 101V100H91ZM95 101V103H96V100H94ZM94 101H92V102H94ZM109 101V100H108ZM195 101V100H194ZM207 101V100H206ZM53 102H55V101H53ZM68 102V101H67ZM86 102V101H85ZM90 101H88V103H89ZM133 102V101H132ZM158 102L160 103V101L158 100ZM200 102V101H199ZM37 103H38V101H37ZM45 103V102H44ZM64 103V102H63ZM122 103V102H121ZM142 103V102H141ZM159 103H158V105H159ZM197 103V102H196ZM208 103V102H207ZM221 103V102H220ZM46 104V103H45ZM44 104V105H45ZM69 104V103H68ZM73 104V103H72ZM76 104H77V102H76ZM92 104V103H91ZM91 104H88V105H91ZM98 104V103H97ZM100 104V103H99ZM135 103H133V105H134ZM164 104H166V103H164ZM38 105V104H37ZM52 105V104H51ZM57 105V104H56ZM56 105H55V107H56ZM92 105H94V104H92ZM130 105V104H129ZM132 105V106H133ZM138 105V104H137ZM170 105L171 104H169V107H170ZM173 105V104H172ZM175 105V104H174ZM184 105V106H183ZM203 105V104H202ZM70 106V105H69ZM72 106V105H71ZM78 106V105H77ZM98 106V105H97ZM101 106V105H100ZM114 106V105H113ZM139 106L141 107V105H140V103H139ZM168 106V105H167ZM204 106V105H203ZM210 106V105H209ZM225 106V105H224ZM2 107V106H1ZM18 107H20V106H18ZM29 107V106H28ZM30 107H31V105H30ZM38 107V106H37ZM46 107V106H45ZM93 107H96V106H93ZM139 107V108H140ZM199 107V106H198ZM5 108H7V107H5ZM14 109H15V107H13ZM23 108H25V106L23 107ZM22 108V109H23ZM77 108V107H76ZM89 107H87L86 109H88ZM91 108V107H90ZM99 108V107H98ZM161 108V107H160ZM204 108V107H203ZM258 108V107H257ZM26 109V108H25ZM28 109V108H27ZM38 109L39 110H41L40 109V107H38ZM58 109V108H57ZM65 109V108H64ZM67 109V108H66ZM75 109V108H74ZM81 109V108H80ZM95 110H96V108H94ZM113 109V108H112ZM142 109V108H141ZM200 109V108H199ZM202 109V108H201ZM200 109V110H201ZM207 109V108H206ZM11 110H12V107H11ZM34 110V109H33ZM53 110V109H52ZM73 110V109H72ZM71 110V111H72ZM76 110V109H75ZM82 110V109H81ZM94 110V111H95ZM221 110V109H220ZM224 110V109H223ZM254 110V109H253ZM45 111H47V108H46V110L44 109V112ZM68 111V110H67ZM91 110H89V112H90ZM178 111V110H177ZM206 111V110H205ZM40 112V111H39ZM97 112H98V110H97ZM101 112V111H100ZM105 112V111H104ZM112 112V111H111ZM129 112V111H128ZM139 111H137V113H138ZM157 112V111H156ZM159 112V111H158ZM184 112V111H183ZM195 112V111H194ZM214 112V111H213ZM259 112V111H258ZM42 113V112H41ZM64 113V112H63ZM67 113V112H66ZM74 113V112H73ZM80 113V112H79ZM82 113V112H81ZM84 113V112H83ZM93 113V112H92ZM101 113H103V112H101ZM142 113V112H141ZM140 113V114H141ZM197 113V112H196ZM201 113H203V110L201 111ZM205 113V112H204ZM203 113V114H204ZM9 114V113H8ZM34 114V113H33ZM45 114V113H44ZM43 114V115H44ZM47 114H48V112H47ZM97 114V113H96ZM95 114V115H96ZM115 114V113H114ZM122 114V113H121ZM139 114V113H138ZM161 114V113H160ZM200 114V113H199ZM202 114V115H203ZM205 114H207V113H205ZM258 114V113H257ZM260 114H261V112H260ZM38 115V114H37ZM41 115V114H40ZM94 115V114H93ZM188 115V114H187ZM190 115V114H189ZM201 114L199 115V117L200 116H202ZM8 116V115H7ZM28 116V115H27ZM35 116V115H34ZM97 116V115H96ZM99 116V115H98ZM103 116V115H102ZM136 116V115H135ZM143 116V115H142ZM162 116V115H161ZM160 116V117H161ZM214 116V115H213ZM255 116V115H254ZM16 117V116H15ZM41 117V116H40ZM43 117V116H42ZM41 117V118H42ZM56 117V116H55ZM84 117V116H83ZM124 117H126V116H124ZM185 117H186V115H185ZM211 117V116H210ZM227 117V116H226ZM258 117H260V116H258ZM36 118V117H35ZM52 118V117H51ZM92 118H94L93 116H92ZM96 118V117H95ZM100 118V117H99ZM140 118H142L141 116H140ZM144 118V117H143ZM142 118V119H143ZM162 119L164 118L163 116L161 117ZM178 118V117H177ZM190 118V117H189ZM192 118V117H191ZM194 118V117H193ZM202 118V117H201ZM31 119H32V117H31ZM67 120L69 119V118H66ZM71 119V118H70ZM75 119V118H74ZM104 119H106V118H103V120ZM204 119V118H203ZM26 120V119H25ZM57 120V119H56ZM65 120V119H64ZM63 120V121H64ZM72 120V119H71ZM81 120V119H80ZM100 120V119H99ZM102 120V119H101ZM117 120V119H116ZM148 120V119H147ZM157 120V119H156ZM164 120V119H163ZM166 120V119H165ZM183 120V119H182ZM34 121V120H33ZM84 121V120H83ZM89 121V120H88ZM93 121V120H92ZM92 121H91V123H92ZM124 121V120H123ZM144 121H145V119H144ZM189 121V120H188ZM192 120H190V122H191ZM193 121H194V119H193ZM197 121V120H196ZM204 121V120H203ZM206 121V120H205ZM1 122H2V120H1ZM7 122V121H6ZM37 122V121H36ZM40 122V121H39ZM41 122H43V120L41 121ZM56 122V121H55ZM68 122V121H67ZM79 122V121H78ZM90 122V121H89ZM95 122V121H94ZM163 122V121H162ZM164 122V123H165ZM195 122V121H194ZM11 123V122H10ZM25 123V122H24ZM34 123V122H33ZM57 123H60V122H58L57 121ZM64 123V122H63ZM63 123H62V125H63ZM69 123V122H68ZM80 123V122H79ZM109 123V122H108ZM133 123V122H132ZM204 123V122H203ZM13 124H15V123H13ZM41 124V123H40ZM43 124H45V123H43ZM47 124V123H46ZM61 124V123H60ZM82 124V123H81ZM90 124V123H89ZM92 124H94V123H92ZM92 124H90V125H92ZM100 124V123H99ZM119 124H120V122H119ZM125 124V123H124ZM143 124V123H142ZM146 124V123H145ZM157 124L159 125L160 124V126L158 127L157 126ZM172 124V125H171ZM216 124V123H215ZM220 124V123H219ZM255 124V123H254ZM28 125V124H27ZM32 125V130L34 129V124H31ZM37 125H38V123H37ZM67 125V124H66ZM65 125V126H66ZM76 125H78V124H76ZM95 125V124H94ZM169 125H171V127L169 128ZM199 125V124H198ZM2 126H3V124H2ZM20 126V125H19ZM30 125H28V127H29ZM51 126H52V124H51ZM55 126V125H54ZM114 126V125H113ZM124 126V125H123ZM148 126V125H147ZM150 126V127H151ZM261 125H259V127H260ZM24 127H26V126H23V128ZM31 127V126H30ZM39 127L40 126H38V129H39ZM44 127V126H43ZM46 127V126H45ZM48 127V126H47ZM75 127V126H74ZM85 127V126H84ZM88 127V126H87ZM94 127V126H93ZM96 127V126H95ZM108 127V126H107ZM122 127V126H121ZM125 127V126H124ZM188 127V126H187ZM189 127H190V125H189ZM193 127H195V126H193ZM203 127V126H202ZM11 128V127H10ZM41 128V127H40ZM51 128V127H50ZM82 128V127H81ZM126 128V127H125ZM258 128V127H257ZM19 129V128H18ZM22 129V128H21ZM27 129V128H26ZM52 129H54V128H52ZM57 129H59V128H57ZM66 129V128H65ZM78 129V128H77ZM98 129V128H97ZM115 129V128H114ZM191 129H192V126H191ZM197 129V128H196ZM212 129H214V128H212ZM223 129V128H222ZM30 130V129H29ZM29 130H27V131H29ZM68 130V129H67ZM66 130V131H67ZM75 130V129H74ZM89 130V129H88ZM92 130V129H91ZM96 130V129H95ZM125 130V129H124ZM148 130V129H147ZM152 130V129H151ZM184 130H186V129H184ZM195 130V129H194ZM210 130V129H209ZM231 130V129H230ZM262 130V129H261ZM4 131V130H3ZM14 131V130H13ZM18 131H20V130H18ZM22 131V130H21ZM23 131H25V130H23ZM34 131V130H33ZM38 131V130H37ZM36 131V132H37ZM46 131H48V130H46ZM65 131V130H64ZM72 131V130H71ZM100 131H102V130H100ZM126 131V130H125ZM124 131V132H125ZM172 131V132H171ZM206 131V130H205ZM217 131H218V129H217ZM224 131V130H223ZM226 131V130H225ZM224 131V132H225ZM229 131V130H228ZM5 132H6V130H5ZM4 132V133H5ZM152 133L153 135L154 134H156V133ZM180 132V131H179ZM185 132V131H184ZM190 133H191V131H189ZM9 133V132H8ZM56 133H58V132H56ZM64 133V132H63ZM92 133V132H91ZM98 133V132H97ZM102 133V132H101ZM127 133V132H126ZM157 133V134H158ZM211 133V132H210ZM226 133V132H225ZM257 133H258V131H257ZM3 134V133H2ZM13 134V133H12ZM18 134V133H17ZM24 134V133H23ZM33 134V133H32ZM36 134V133H35ZM38 134V133H37ZM67 133L65 132V134H63V135H66ZM81 135H83L82 133H80ZM98 134H100V133H98ZM125 134V133H124ZM209 134V133H208ZM215 134V133H214ZM8 134H6V136H7ZM14 135V134H13ZM21 135V134H20ZM28 135H30L29 133H28ZM28 135H26V136H28ZM44 135H45V133H44ZM57 135V134H56ZM62 135V136H63ZM68 135V134H67ZM88 135V134H87ZM107 135V134H106ZM149 135V134H148ZM147 135V136H148ZM189 135V134H188ZM223 135V134H222ZM19 136V135H18ZM31 136V135H30ZM72 136V135H71ZM75 136V135H74ZM85 136V135H84ZM83 136V137H84ZM118 136V135H117ZM144 136V135H143ZM217 136H219V134H217ZM13 137V136H12ZM17 137V136H16ZM22 137V136H21ZM39 137V136H38ZM59 137H60V135H59ZM68 137V136H67ZM90 137V136H89ZM103 137H105V135L104 136H102V138ZM108 137V136H107ZM126 137V136H125ZM158 137V136H157ZM159 137V138H160ZM199 137V136H198ZM223 137V136H222ZM4 138H6V137H4ZM27 138V137H26ZM31 138H33V137H31ZM60 138H62V137H60ZM70 138V137H69ZM75 138V137H74ZM88 138V137H87ZM96 138V137H95ZM100 138V137H99ZM109 138V137H108ZM124 138V137H123ZM141 138H143V137H141ZM10 139V138H9ZM12 139V138H11ZM10 139V140H11ZM18 139V138H17ZM25 139V138H24ZM34 139H35V137H34ZM64 139H66V138H64ZM91 139V138H90ZM105 139H107L106 137H105ZM113 139V138H112ZM119 139V138H118ZM120 139H122V138H120ZM148 139V138H147ZM196 139V138H195ZM205 139V138H204ZM218 139V138H217ZM234 139H236V138H234ZM7 140H8V137H7ZM6 140V141H7ZM13 140V139H12ZM61 140V139H60ZM139 140V139H138ZM189 140V139H188ZM202 140V139H201ZM222 140V139H221ZM237 140V139H236ZM0 141H2V139L0 140ZM35 141V140H34ZM38 141V140H37ZM59 141V140H58ZM58 141H57V143H58ZM64 141V140H63ZM62 141V142H63ZM70 141V140H69ZM72 141V140H71ZM102 141H103V139H102ZM192 141H194V139L192 140ZM208 141V140H207ZM224 141V140H223ZM229 141V140H228ZM3 142V141H2ZM5 142V141H4ZM3 142V143H4ZM8 142H9V140H8ZM12 142V141H11ZM10 142V143H11ZM19 142V141H18ZM18 142H15V143H18ZM30 142H32V141H30ZM40 142V141H39ZM62 142H60V143H62ZM65 142V141H64ZM81 142V141H80ZM108 142V141H107ZM116 142V141H115ZM114 142V143H115ZM120 142V141H119ZM142 142V141H141ZM195 142V141H194ZM222 142V141H221ZM6 143V142H5ZM9 143V144H10ZM21 143V142H20ZM35 143H37V142H35ZM35 143H34V145H35ZM42 143V142H41ZM77 143H79V142H77ZM82 143V142H81ZM80 143V144H81ZM86 143V141L84 142V144ZM97 143V142H96ZM113 143V144H114ZM126 143V142H125ZM135 143H137V141L135 142ZM148 143H150V142H148ZM152 143V142H151ZM150 143V145H152L153 146V144H151ZM169 143V144H170ZM202 143V142H201ZM223 143V142H222ZM1 144V143H0ZM53 144V143H52ZM68 144V143H67ZM94 144V143H93ZM110 144V143H109ZM120 144V143H119ZM123 144V143H122ZM121 144V145H122ZM155 144H157V143H155ZM158 144H159V142H158ZM192 143L190 142V145H191ZM195 144V143H194ZM6 145V144H5ZM4 145V146H5ZM17 145V144H16ZM21 145V144H20ZM19 145V146H20ZM23 145V144H22ZM26 145V144H25ZM62 145V144H61ZM76 145H78V144H76ZM116 145V144H115ZM129 145V144H128ZM196 145V144H195ZM234 145V144H233ZM232 145V146H233ZM45 146H47V144L45 145ZM62 146H64V145H62ZM66 146V145H65ZM65 146H64V149H65ZM101 146H102V144H101ZM110 146V145H109ZM193 146V145H192ZM197 147H198V145H196ZM242 146V145H241ZM7 147L9 148H11L12 146H8L7 145ZM22 147V146H21ZM20 147V148H21ZM61 147V146H60ZM68 147H69V145H68ZM67 147V148H68ZM79 147H81V148H86L87 150H89L87 147H89V145L88 146H85V145H83V144H81ZM100 147V146H99ZM111 147V146H110ZM155 147V146H154ZM171 147V146H170ZM174 147V148H175ZM196 147V148H197ZM231 147V146H230ZM39 148V147H38ZM41 148V147H40ZM103 148V147H102ZM113 148V147H112ZM112 148H110V149H112ZM119 148V147H118ZM14 149V148H13ZM16 149V148H15ZM14 149V150H15ZM59 149V148H58ZM61 149V148H60ZM93 149V148H92ZM100 149V148H99ZM109 149V148H108ZM122 149V148H121ZM121 149H120V151L119 152H121ZM127 149V148H126ZM23 150V149H22ZM94 150V149H93ZM93 150H91V151H93ZM97 150V149H96ZM24 151V150H23ZM60 151V150H59ZM59 151H58V154H59ZM61 151H63V149L61 150ZM60 151V152H61ZM126 151V150H125ZM131 151V150H130ZM169 151V150H168ZM230 151V150H229ZM16 152V151H15ZM52 152V151H51ZM64 152V154H65V157H66V154L67 153H65V152H67V151H63ZM115 152H117V150L115 151ZM124 152V151H123ZM127 152V151H126ZM170 152V151H169ZM30 152H28V154H29ZM34 153V152H33ZM42 153V152H41ZM77 154H78V152H76ZM75 153V154H76ZM94 153V152H93ZM107 153V152H106ZM109 153H110V151H109ZM114 153V152H113ZM125 153V152H124ZM130 153V152H129ZM19 154V152L17 153V155ZM21 154V153H20ZM23 154V153H22ZM118 154V153H117ZM123 154V153H122ZM133 154H135V153H133ZM146 154V153H145ZM25 155V154H24ZM27 155V154H26ZM25 155V156H26ZM31 155V154H30ZM40 155V154H39ZM62 155V154H61ZM61 155L59 154V157H61ZM93 155V154H92ZM114 155V154H113ZM119 155V154H118ZM123 155H125V154H123ZM135 155H137V154H135ZM134 155V156H135ZM167 155V154H166ZM168 155H169V153H168ZM8 156V155H7ZM53 156V155H52ZM56 156V155H55ZM79 156V155H78ZM77 156V157H78ZM82 156V158H83V160H84V154H82L81 155ZM97 156V155H96ZM128 156V155H127ZM8 157H10V156H8ZM28 157H29V155H28ZM32 157V156H31ZM64 157V155L61 157V158H63ZM64 157V158H65ZM98 157V156H97ZM135 157H137V156H135ZM139 157H141V156H139ZM138 157V158H139ZM186 157V158H187ZM1 158V157H0ZM17 158V157H16ZM41 158V157H40ZM52 158V157H51ZM69 158L70 157H66L65 159H64V164L68 167V169H70L71 171H70V173L72 172L74 175H76V176H82V175H84L85 173H87V172H83V168H84V165H86L85 163H83V161H82V163H79L80 162V160L79 161H77V162H75V161H71V160H69ZM71 158H72V156H71ZM88 158V157H87ZM103 158V157H102ZM107 158V157H106ZM137 158V159H138ZM44 159V158H43ZM48 159V158H47ZM105 159V158H104ZM147 159H148V157H147ZM151 159V158H150ZM162 159V158H161ZM166 159V158H165ZM173 159L176 161V162H178V163H182V160H181V153L180 152H177L176 154H175V156H173ZM197 159V158H196ZM10 160V159H9ZM108 161H109V159H107ZM104 161H106V159L104 160ZM144 161V160H143ZM143 161H141V162H143ZM161 161V160H160ZM169 161V160H168ZM171 162H174V161H172V160H170ZM202 161H203V159H202ZM7 162V161H6ZM29 162V161H28ZM50 162V161H49ZM84 162H86V161H84ZM90 162V161H89ZM101 162V161H100ZM148 162V161H147ZM0 163H2V162H0ZM30 163V162H29ZM87 163V162H86ZM102 163V162H101ZM111 163V162H110ZM109 163V164H110ZM134 163V162H133ZM136 163V162H135ZM167 163V162H166ZM170 163V162H169ZM175 163V162H174ZM173 163V164H174ZM8 164H10V163H8ZM31 164V163H30ZM41 164H42V162H41ZM51 164H52V161H51ZM58 164V163H57ZM63 164V163H62ZM88 164V163H87ZM105 164V163H104ZM141 164V163H140ZM183 164V163H182ZM181 164V165H182ZM37 165V164H36ZM50 165V164H49ZM53 165V164H52ZM59 165V164H58ZM89 165V164H88ZM88 165H86L85 167L87 168V169H89V166ZM108 165V164H107ZM136 165H138V164H136ZM148 165V164H147ZM166 165V164H165ZM169 165V167L172 165H170V164H168ZM183 165H185V164H183ZM25 166V165H24ZM28 166H30V165H28ZM34 166V165H33ZM39 166V165H38ZM98 166V165H97ZM50 167H51V165H50ZM113 167V166H112ZM138 167V166H137ZM169 167L167 166V168L169 169ZM173 167V166H172ZM27 168V167H26ZM53 168V167H52ZM57 167H55V169H56ZM91 168V167H90ZM128 168V167H127ZM175 168V167H174ZM215 168V167H214ZM1 169V168H0ZM34 169H36V167L34 168ZM60 168H58V170H59ZM86 169V170H87ZM103 169V168H102ZM108 169H110L109 167H108ZM112 169V168H111ZM111 169H110V171H111ZM146 169V168H145ZM162 169H164V168H162ZM220 169V168H219ZM28 170H31L30 168L28 169ZM53 170V169H52ZM62 170H63V168H62ZM62 170H60V171H62ZM91 170V169H90ZM97 170V169H96ZM150 170V169H149ZM165 170V169H164ZM163 170V171H164ZM171 170H173V169H171ZM176 170V169H175ZM179 170H180V168H179ZM221 170V169H220ZM36 171H38V169L36 170ZM42 171V170H41ZM49 171V170H48ZM55 171H57V170H55ZM138 171V170H137ZM168 171V170H167ZM169 171H170V169H169ZM168 171V172H169ZM183 171V170H182ZM209 171V170H208ZM30 172V171H29ZM35 172V171H34ZM43 172V171H42ZM93 172V171H92ZM114 172V171H113ZM144 172V171H143ZM146 172V171H145ZM150 172V171H149ZM210 172V171H209ZM222 172V171H221ZM0 173H2V172H0ZM7 173V172H6ZM5 173V175L7 176V174ZM16 173V172H15ZM39 173V172H38ZM37 173V174H38ZM47 173V172H46ZM56 173V172H55ZM70 173H69V175H70ZM98 173V172H97ZM96 173V174H97ZM106 173V172H105ZM115 173V172H114ZM126 173V172H125ZM127 173H129V172H127ZM136 173H138V172H136ZM142 173V172H141ZM174 173V172H173ZM173 173H172V175H173ZM14 174V173H13ZM37 174H35V175H37ZM41 174V173H40ZM63 174V173H62ZM91 174V175H90ZM89 175H85V176H82V177H79V179H81V181H82V183H83V185H82V187H81V189L83 190V188L85 189V187L87 186V185H89V186H92V187H95V189L94 190H101L100 189V187H99V183H97L96 182V180H94V178H93V175H92V173H90ZM93 174H95V173H93ZM96 174H95V176H96ZM109 174V173H108ZM135 174V173H134ZM162 174V173H161ZM169 174H170V172H169ZM212 174V173H211ZM218 174H220V173H218ZM222 174H224V173H222ZM1 175V174H0ZM4 175V174H3ZM5 175H4V177H5ZM24 175V174H23ZM22 175V176H23ZM56 176H57V174H55ZM73 175V176H74ZM111 175V174H110ZM114 175V174H113ZM122 175H124V174H122ZM126 175V174H125ZM129 176L128 177H130L129 179H131V175L130 174H128ZM135 175H137V174H135ZM144 175V174H143ZM176 175V174H175ZM175 175H173V176H168V178L169 177H172V178H174L175 177ZM94 176V177H95ZM98 176H100V175H98ZM98 176H97V178H98ZM132 176H133V174H132ZM157 176V175H156ZM202 176V175H201ZM225 176V175H224ZM13 177H15L14 175H13ZM25 177V176H24ZM60 177V176H59ZM71 177H72V175H71ZM134 177V176H133ZM136 177V176H135ZM139 176L137 175V178H138ZM147 177H148V175H147ZM206 177V176H205ZM204 177V175L202 176V177H200V178H196V177H194V178H196L195 180H196V183H198V184H201L202 186L204 185V186H206V184H209V182H210V180H211V178H209V180L207 179V177L205 178ZM9 178V177H8ZM37 178V177H36ZM73 178V177H72ZM96 178V177H95ZM110 178H112V177H110ZM141 178V177H140ZM139 178V179H140ZM157 178V177H156ZM165 178V177H164ZM178 178V177H177ZM189 178V177H188ZM10 179V178H9ZM49 179V178H48ZM61 179V178H60ZM68 179V178H67ZM71 179V178H70ZM76 179V178H75ZM78 179V178H77ZM128 179V178H127ZM134 179V178H133ZM143 179V178H142ZM190 179V178H189ZM213 179V178H212ZM218 179V178H217ZM222 179V178H221ZM6 180H7V178H6ZM18 180H20V179H18ZM58 180H59V178H58ZM119 180H121V179H119ZM125 180V179H124ZM137 181H138V179H136ZM172 180V179H171ZM174 180H175V178H174ZM192 180V179H191ZM195 180L193 181L194 183H195ZM1 181V180H0ZM22 181H24V180H22ZM49 181V180H48ZM52 181V180H51ZM66 181V180H65ZM80 180H78V182H79ZM144 181V180H143ZM160 181V180H159ZM163 181V180H162ZM169 181V180H168ZM213 182H214V180H212ZM223 181V180H222ZM262 181V180H261ZM13 183H14V180L12 181ZM53 182V181H52ZM55 182H57V180L55 181ZM59 182V181H58ZM75 182V181H74ZM98 182H99V180H98ZM119 182V181H118ZM127 182V181H126ZM133 182H135V181H133ZM139 182V181H138ZM137 182V183H138ZM153 182V181H152ZM156 182V181H155ZM164 182V181H163ZM212 182V183H213ZM2 183V182H1ZM5 183V182H4ZM81 182H80V184H82ZM104 183V182H103ZM129 183V182H128ZM146 183V182H145ZM157 183V182H156ZM174 183V182H173ZM180 183V182H179ZM182 183V182H181ZM211 183V182H210ZM215 183H217V181L215 182ZM214 183V184H215ZM19 185H20V183H18ZM47 184H49V183H47ZM60 184V183H59ZM58 184V185H59ZM73 184H76V183H73ZM84 184H86L85 185V187H83L84 186ZM119 184H120V182H119ZM134 184V183H133ZM132 184V185H133ZM224 184V183H223ZM25 186H26V184H24ZM64 185H65V183H64ZM78 185V184H77ZM124 185V184H123ZM132 185L130 186V187H132ZM135 185H136V183H135ZM188 185V184H187ZM21 186V185H20ZM102 186H104V188H105V185H102ZM101 186V187H102ZM139 186V185H138ZM146 186H147V183H146ZM194 186V185H193ZM6 187V186H5ZM17 187H18V185H17ZM28 187H29V185H28ZM60 187V186H59ZM61 187H64V186H61ZM69 187V186H68ZM72 187V186H71ZM76 187V185L74 186V188ZM119 187V186H118ZM126 187H127V185H126ZM135 187V186H134ZM137 187V186H136ZM135 187V188H136ZM141 187V186H140ZM164 187V186H163ZM187 187H189V186H187ZM22 188H24L23 186H22ZM32 188V187H31ZM54 188V187H53ZM65 188V187H64ZM103 188V187H102ZM205 188V187H204ZM25 189V188H24ZM70 189V188H69ZM81 189H79V191L81 190ZM106 189V188H105ZM132 189V188H131ZM141 189V188H140ZM163 189V188H162ZM1 190V189H0ZM2 190H3V188H2ZM11 190V189H10ZM13 190V192H14V196L16 197V202L18 203V205H17V208H13L14 210H18V208L20 209V210H18V211H21V210H23V211H25V210H27V209H29L31 212V214L32 215H30V217L29 218H31V216H32V218H34V222L33 223H35L36 224V221L38 222V220H39V222L43 225V226H41V228L42 227H45V228H43V230L45 231V230H47L50 226H51V228H49V230L50 231H52L55 235H53L51 232V234L49 233V230L47 231V233H49L52 237L53 236H56V238L55 237H51V239H50V237L49 236H47V239H48V237H49V243H51L50 245H49V252H50V254H51V256H52V258H53V260H54V264H65V262L64 261H66L67 260V264H70L69 263V261H68V259L70 258L71 260H73V262H74V264H76L77 263V261H76V259H78V260H80V258L81 257H83L82 256V254H84V252L81 254V252H82V247L80 246V243H79V241L77 240V238L78 237H76L72 232L71 233H67L66 232V230H64L63 228H64V226H63V224H62V222H61V216H58L59 218H60V221H58V219H57V217L55 218V215H53L52 217H51V215L53 214H50L49 216L51 217V219H53V221H55V222H50V219H49V217H45V216H47V214H48V212H46V211H44L43 210V208H41V207H39L40 205H38L37 203H34L33 202V200H31L30 202L31 203H33V205L31 204L30 205V207H28V202L26 201V199H30L29 198V196L27 195L26 196V193L25 194H23L24 196V198L22 197V195H21V193H23V190H21V193L17 190H14V188L12 189ZM106 190H108V189H106ZM110 190V189H109ZM108 190V191H109ZM128 190H129V188H128ZM133 190V189H132ZM136 190V189H135ZM139 190V189H138ZM145 190V189H144ZM183 190V189H182ZM196 190H197V188H196ZM216 190H218V189H216ZM215 190V191H216ZM4 191V190H3ZM25 191V190H24ZM67 190H64V192H66ZM84 191V190H83ZM111 191H113L114 192V190H111ZM117 190H115V192H116ZM126 191H127V189H126ZM174 191V190H173ZM190 191V190H189ZM202 191V190H201ZM220 191V190H219ZM223 191V190H222ZM8 192V191H7ZM12 192V193H13ZM33 192V191H32ZM63 192V191H62ZM68 193H69V197H68V199H69V202H70V204L71 205H75L74 206V211H76V208L77 209H80V211H84V212H86L87 210V212H92V214H93V212H94V214H95V211H97L98 210V213L100 212V213H104V211L101 209V208H99V206L100 205H98L93 199L92 200H86V201H80V199H79V201L77 200L78 198H91V196L89 197L88 195H86V196H82L80 193H78V194H76L77 192H78V190L75 188L74 190H71V191H67ZM124 192V191H123ZM129 192V191H128ZM131 192V191H130ZM135 192V191H134ZM139 192V191H138ZM146 192V191H145ZM181 192V191H180ZM185 192V191H184ZM197 192H198V190H197ZM212 192V191H211ZM210 192V193H211ZM9 193V192H8ZM11 193V192H10ZM153 193V192H152ZM192 193V192H191ZM199 193V192H198ZM3 194V193H2ZM44 194V193H43ZM84 194V193H83ZM107 194H108V192H107ZM116 194V193H115ZM144 194V193H143ZM142 194V195H143ZM147 194V193H146ZM190 194V193H189ZM188 193H186V195H189ZM63 195V194H62ZM77 195L79 196V197H77ZM109 195V194H108ZM113 195H114V193H113ZM132 195V194H131ZM141 195V196H142ZM1 196V195H0ZM5 196V195H4ZM3 196V197H4ZM41 196V195H40ZM58 196V195H57ZM144 196H145V194H144ZM190 196V195H189ZM202 196H203V193H202ZM205 196V195H204ZM42 197H44V196H42ZM112 197H116V196H112ZM120 197V196H119ZM26 198V199H25ZM34 198H35V196H34ZM37 198V197H36ZM93 198V197H92ZM121 198V197H120ZM145 199L147 198V197H144ZM207 197H205V199H206ZM1 199H2V197H1ZM3 199H5V198H3ZM44 199V198H43ZM114 199V198H113ZM116 199V198H115ZM133 199V198H132ZM135 199V198H134ZM141 199H143V198H141ZM162 199V198H161ZM161 199L159 200V201H157V202H160L161 201ZM203 199V198H202ZM204 199V200H205ZM6 200V199H5ZM22 201V200H25V202H24V204H26V202H27V208L26 207H24L25 205L24 204H22L23 203V201H22V203L20 204V201ZM102 200V199H101ZM117 200H118V198H117ZM129 200V199H128ZM151 200V199H150ZM256 200V199H255ZM7 201V200H6ZM29 201V200H28ZM76 201L78 202V205L76 206ZM100 201V200H99ZM122 201V200H121ZM120 201V202H121ZM124 201V200H123ZM199 201V200H198ZM11 202V201H10ZM29 202V203H30ZM68 202V203H69ZM126 202H128V201H126ZM126 202H123L124 204L123 205H125V203ZM136 202V201H135ZM163 202V201H162ZM162 202H160L161 204H163ZM209 202V201H208ZM228 202V201H227ZM61 203V202H60ZM105 203H106V201H105ZM130 203V202H129ZM133 203H134V201H133ZM142 203H143V201H142ZM160 203H159V205H160ZM166 203V202H165ZM10 204L11 203H9V206H10ZM38 206H37V205ZM41 204V203H40ZM53 204V203H52ZM121 204H122V202H121ZM135 204V203H134ZM134 204H133V206H134ZM138 204V203H137ZM140 204H141V202H140ZM15 205V206H16ZM22 205H24L23 207H22ZM55 205V204H54ZM65 205V204H64ZM147 205H150V204H147ZM19 206V207H18ZM69 206V205H68ZM113 206V205H112ZM117 206V205H116ZM125 206H128V204L127 205H125ZM141 206V205H140ZM139 206V207H140ZM144 206V205H143ZM167 206V205H166ZM201 206V205H200ZM45 207H46V204H45ZM51 207H53V206H51ZM65 207V206H64ZM70 207V206H69ZM76 207V208H75ZM115 207V206H114ZM129 207V206H128ZM134 207H136V208H138L137 206H134ZM147 207H149V206H147ZM226 207H227V205H226ZM8 208V207H7ZM6 208V209H7ZM24 208H25V210H24ZM71 208V207H70ZM119 208V207H118ZM142 208V207H141ZM144 208H146V207H144ZM212 208V207H211ZM225 208V207H224ZM5 209V208H4ZM48 209H49V207H48ZM57 209V208H56ZM90 209V210H89ZM94 209H95V211H94ZM115 209V208H114ZM121 209H123L122 208V206H121ZM153 209V208H152ZM208 209V208H207ZM223 209V208H222ZM29 210H27V212L29 211ZM112 210V209H111ZM134 210V209H133ZM140 210V209H139ZM145 210V209H144ZM151 210V209H150ZM199 210V209H198ZM8 211V209L7 210H5V216L6 217H8V218H6V220H10V218H9V216H12V215H14L13 213H12V215H11V213H10V215H9V212H11V211H9V212H7ZM54 211V210H53ZM73 211V210H72ZM79 211V210H78ZM106 211V210H105ZM124 211H126V209L124 210ZM129 211V210H128ZM217 211V210H216ZM2 212V211H1ZM51 212V211H50ZM150 212V211H149ZM173 212V211H172ZM24 213V212H23ZM25 213H26V211H25ZM75 213V212H74ZM97 213V212H96ZM182 213V212H181ZM44 214H45V216H44ZM57 214V213H56ZM142 214V213H141ZM144 214H145V211H144ZM7 215H9V216H7ZM27 215L29 216V214L27 213ZM82 215V214H81ZM86 215V214H85ZM89 216H90V214H88ZM96 215V214H95ZM233 215V214H232ZM4 216V215H3ZM20 216L21 215H19V218H20ZM69 216V215H68ZM229 216V215H228ZM75 217V216H74ZM78 217V216H77ZM85 217V216H84ZM88 217V216H87ZM87 217H85V218H87ZM116 217H118V216H116ZM119 217H120V215H119ZM214 217V216H213ZM216 217V216H215ZM12 218H13V216H12ZM17 218V217H16ZM32 218L31 219H29V220H32ZM36 218V219H35ZM76 218V217H75ZM90 218V217H89ZM88 218V219H89ZM97 218V217H96ZM108 218V217H107ZM152 218V217H151ZM154 218V217H153ZM5 219V218H4ZM47 219H48V221H47ZM70 219V218H69ZM74 219V218H73ZM91 219V218H90ZM175 219V218H174ZM186 219V218H185ZM215 219H217V218H215ZM234 219V218H233ZM5 220V221H6ZM15 220V219H14ZM19 220V219H18ZM79 220V219H78ZM146 220V219H145ZM156 220V219H155ZM171 220V219H170ZM203 220V219H202ZM11 221V220H10ZM21 222L23 221V220H20ZM82 221H85V220H83L82 219ZM110 221V220H109ZM181 221V220H180ZM39 222H38V226H40L39 225ZM87 222V221H86ZM97 222V221H96ZM168 222V221H167ZM207 222V221H206ZM12 223V222H11ZM30 223H32V221H30ZM108 223V222H107ZM126 223V222H125ZM124 223V224H125ZM205 223V222H204ZM15 224V223H14ZM17 224V223H16ZM21 224V223H20ZM23 224H25V223H23ZM49 226H48V225ZM46 225L48 226V228L46 227ZM68 225V224H67ZM86 225V224H85ZM152 225V224H151ZM177 225V224H176ZM6 226V225H5ZM21 226V225H20ZM19 226V227H20ZM33 226V225H32ZM92 228H94V230H95V228H96V231H99L98 232V234H99V236H101V238H102V241L103 242H101L102 243V247L104 248V249H107L108 251H109V253H112V252H114V251H112L111 252V250H113L112 249V247H111V245H110V243H108V241H107V239H106V232H105V230H106V228H105V226L102 224V223H96V225L95 224H93L92 223V225H90ZM14 227V226H13ZM16 227V226H15ZM31 227V226H30ZM33 227H37V224H36V226H33ZM52 227L54 228V229H52ZM76 227V226H75ZM75 227H73V228H75ZM149 227V226H148ZM153 228H154V226H153ZM158 228H160V227H158ZM177 228V227H176ZM175 228V229H176ZM3 229H5V228H3ZM25 229V228H24ZM38 229V228H37ZM76 229V228H75ZM16 230V229H15ZM22 230V229H21ZM43 230H41V231H43ZM85 230V229H84ZM135 230V229H134ZM2 231V230H1ZM6 231V230H5ZM5 231H3V232H5ZM25 231V230H24ZM43 231V232H44ZM251 231V230H250ZM92 232H94V231H92ZM120 232V231H119ZM118 232V233H119ZM2 233V232H1ZM35 233H36V231H35ZM45 233H46V231H45ZM65 233H67V235L68 236H66V235H63V234H65ZM118 233H117V235H118ZM121 233H122V231H121ZM17 234L19 235V233L17 232ZM48 234V235H49ZM114 234H115V231H114ZM142 234V233H141ZM2 235H4V233H2ZM5 235H6V233H5ZM21 235V234H20ZM33 235V234H32ZM45 235H47V234H45ZM109 235H111V234H108V237L107 238H109ZM125 235V234H124ZM17 236V235H16ZM36 236H38V234H36ZM40 236H42L41 234H40ZM61 236H64L67 240L66 241H69L70 242V240H71V242L70 243H68L67 244V242H66V244H67V247L66 246H62L61 247V243L62 242H60L61 241ZM231 236V235H230ZM6 237V236H5ZM25 237V236H24ZM29 237H31V236H28V238ZM44 237V236H43ZM223 237V236H222ZM225 237V236H224ZM26 238V237H25ZM31 238H33V237H31ZM63 238V237H62ZM72 238V239H71ZM74 238V239H73ZM118 238V237H117ZM119 238H120V235H119ZM167 238V237H166ZM166 238H163L164 240L166 239ZM227 238V237H226ZM8 239V238H7ZM30 239V238H29ZM39 239V238H38ZM41 239H42V237H41ZM135 239V238H134ZM231 239V238H230ZM17 240H19V239H17ZM40 240V239H39ZM122 240V239H121ZM154 240V239H153ZM228 240V239H227ZM23 241V240H22ZM22 241L21 240H19V245L20 246H18L17 247V250H19V249H22L23 248V243H25V242H23L22 243ZM28 241V240H27ZM42 241V240H41ZM82 241V240H81ZM114 242H115V240H113ZM166 241V240H165ZM7 242V241H6ZM35 242V241H34ZM154 242V241H153ZM12 243V242H11ZM14 243V242H13ZM31 243H32V241H31ZM41 242L39 241V244H40ZM130 243V242H129ZM219 243V242H218ZM28 244H29V242H28ZM38 243H36V245H37ZM41 244H43V243H41ZM40 244V245H41ZM66 244H64V245H66ZM83 244V243H82ZM96 244V243H95ZM156 244V243H155ZM2 245V244H1ZM7 245H8V243H7ZM120 245H121V243H120ZM135 245V244H134ZM170 245V244H169ZM168 245V246H169ZM28 246V245H27ZM38 246V245H37ZM47 246V245H46ZM117 246V245H116ZM151 246V245H150ZM149 246V247H150ZM172 245H170V247H171ZM179 246V245H178ZM8 247H10V246H8ZM29 248H31L30 246H28ZM48 247V246H47ZM120 247V246H119ZM118 247V248H119ZM181 247V246H180ZM13 248V247H12ZM26 248V247H25ZM25 248H23V249H25ZM37 248H39V247H37ZM44 248V247H43ZM46 248V247H45ZM66 250H65V249ZM138 248V247H137ZM148 248V247H147ZM237 248V247H236ZM1 249V248H0ZM8 249V248H7ZM22 249V250H23ZM40 249V248H39ZM48 249V248H47ZM98 249V248H97ZM115 249V248H114ZM120 249V248H119ZM145 249H146V247H145ZM144 249V250H145ZM157 249V248H156ZM10 250V249H9ZM12 250V249H11ZM26 250V249H25ZM29 250H31V249H29ZM36 250V249H35ZM43 250V249H42ZM42 250H41V252H42ZM85 250V249H84ZM96 250V249H95ZM142 250H143V248H142ZM141 250V251H142ZM143 250V251H144ZM194 250V249H193ZM93 251V250H92ZM97 251H99V250H97ZM140 251V250H139ZM150 251V250H149ZM156 251V250H155ZM160 251V250H159ZM34 252V251H33ZM89 252V251H88ZM100 252V251H99ZM116 252V251H115ZM114 252V253H115ZM122 252V251H121ZM130 252V251H129ZM145 252V251H144ZM148 252V251H147ZM146 252V253H147ZM6 253V252H5ZM26 253V252H25ZM31 253H32V251H31ZM40 253V252H39ZM48 253V252H47ZM95 253H97V252H95ZM120 253V252H119ZM149 253V252H148ZM157 253V252H156ZM163 253V252H162ZM14 254H17V253H14ZM44 254V253H43ZM80 254H81V256H80ZM91 254H93V253H91ZM90 254V255H91ZM100 254V253H99ZM12 255V254H11ZM41 255V254H40ZM49 255V254H48ZM131 255V254H130ZM147 255V254H146ZM151 255V254H150ZM226 255V254H225ZM231 255V254H230ZM44 256V255H43ZM47 256V255H46ZM67 256V257H66ZM79 256H80V258H79ZM85 256V255H84ZM113 256H114V254H113ZM117 256V255H116ZM115 256V257H116ZM121 256V255H120ZM145 256V255H144ZM17 257V256H16ZM21 257V256H20ZM35 257V256H34ZM97 257V256H96ZM103 257V256H102ZM125 257V256H124ZM123 257V258H124ZM127 257V256H126ZM7 258V257H6ZM13 258V257H12ZM33 258V257H32ZM46 258V257H45ZM99 258V257H98ZM122 258V257H121ZM122 258V259H123ZM220 258V257H219ZM1 259V258H0ZM9 259V258H8ZM11 259V258H10ZM37 259V258H36ZM69 259V260H70ZM84 259V260H83ZM82 259V261H86L87 259L84 257ZM89 259V258H88ZM119 259V258H118ZM158 259V258H157ZM233 259V258H232ZM236 259V258H235ZM21 260V259H20ZM23 260V259H22ZM48 260V259H47ZM93 260V259H92ZM95 260V259H94ZM102 260V259H101ZM100 260V261H101ZM115 260V259H114ZM120 260V259H119ZM134 260H136V259H134ZM39 261L40 260H38V264H43L44 262H40L39 263ZM118 261V260H117ZM4 262H6V261H4ZM11 262H13V263H10V264H14V261H11ZM80 262H81V260H80ZM84 262H81L80 264H83ZM87 263H89V264H91L90 262H88V261H86ZM85 262V263H86ZM120 262V261H119ZM125 262V261H124ZM158 262V261H157ZM157 262H155V263H157ZM3 263V262H2ZM18 263V262H17ZM24 263V262H23ZM35 263H37V261H35ZM34 263V264H35ZM78 263H79V261H78ZM109 263V262H108ZM7 264V263H6ZM44 264H47V262H45ZM48 264H53V263H49L48 262ZM98 264V263H97ZM110 264H112V263H110ZM121 264V263H120ZM144 264V263H143Z\"/></svg>","mask_w":264,"mask_h":264}]
</instances>
